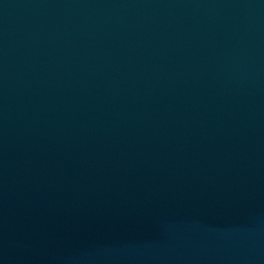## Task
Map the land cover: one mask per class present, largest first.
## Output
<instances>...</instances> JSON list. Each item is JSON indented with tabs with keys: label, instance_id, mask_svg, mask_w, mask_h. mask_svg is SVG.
<instances>
[{
	"label": "water",
	"instance_id": "obj_1",
	"mask_svg": "<svg viewBox=\"0 0 264 264\" xmlns=\"http://www.w3.org/2000/svg\"><path fill=\"white\" fill-rule=\"evenodd\" d=\"M0 264H264V0H0Z\"/></svg>",
	"mask_w": 264,
	"mask_h": 264
}]
</instances>
